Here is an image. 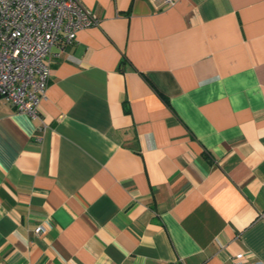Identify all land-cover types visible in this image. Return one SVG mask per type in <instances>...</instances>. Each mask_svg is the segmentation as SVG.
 Here are the masks:
<instances>
[{"label": "crops", "instance_id": "obj_1", "mask_svg": "<svg viewBox=\"0 0 264 264\" xmlns=\"http://www.w3.org/2000/svg\"><path fill=\"white\" fill-rule=\"evenodd\" d=\"M80 1L0 99V264H264V0Z\"/></svg>", "mask_w": 264, "mask_h": 264}, {"label": "built area", "instance_id": "obj_2", "mask_svg": "<svg viewBox=\"0 0 264 264\" xmlns=\"http://www.w3.org/2000/svg\"><path fill=\"white\" fill-rule=\"evenodd\" d=\"M97 23L80 0H0V99L20 114L37 117L50 77L51 49L71 45L78 31ZM43 230L37 226L34 233ZM234 264L254 263L240 253Z\"/></svg>", "mask_w": 264, "mask_h": 264}]
</instances>
